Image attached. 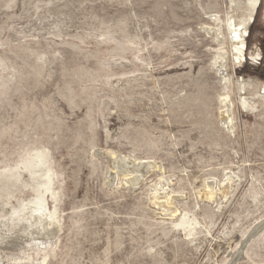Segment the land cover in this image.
I'll list each match as a JSON object with an SVG mask.
<instances>
[{
	"label": "rangeland",
	"instance_id": "1",
	"mask_svg": "<svg viewBox=\"0 0 264 264\" xmlns=\"http://www.w3.org/2000/svg\"><path fill=\"white\" fill-rule=\"evenodd\" d=\"M249 7L0 0V166L53 213L52 264H264V0Z\"/></svg>",
	"mask_w": 264,
	"mask_h": 264
},
{
	"label": "water",
	"instance_id": "2",
	"mask_svg": "<svg viewBox=\"0 0 264 264\" xmlns=\"http://www.w3.org/2000/svg\"><path fill=\"white\" fill-rule=\"evenodd\" d=\"M53 258L0 166V264H52Z\"/></svg>",
	"mask_w": 264,
	"mask_h": 264
},
{
	"label": "bare ground",
	"instance_id": "3",
	"mask_svg": "<svg viewBox=\"0 0 264 264\" xmlns=\"http://www.w3.org/2000/svg\"><path fill=\"white\" fill-rule=\"evenodd\" d=\"M249 5L251 7V13L250 16L253 15V12L256 8V6L258 5V0H248ZM249 7V8H250ZM237 27V26H236ZM240 27V26H238ZM228 28L231 31V39L237 40L239 38L238 36V30H232V25L231 23L228 24ZM235 29V28H234ZM237 29V28H236ZM233 40V42H234ZM240 40V39H239ZM238 44V43H237ZM239 46V45H238ZM235 50V49H234ZM242 53L240 49H237V54ZM236 54V55H237ZM263 91H264V85L262 87ZM264 95V94H263ZM224 101V100H222ZM227 102V101H226ZM228 104V103H227ZM245 106V103H243ZM225 114V113H224ZM227 118V117H226ZM225 120V118H224ZM42 162H44L43 160H41ZM146 164V163H145ZM45 164L43 163H39L37 164L35 167H33V169L30 171L31 176H37L39 175V179L42 182V185L44 183H47L45 180L47 179V172L45 171ZM135 166V165H134ZM139 166V165H138ZM117 169V168H116ZM118 170V169H117ZM116 170V171H117ZM114 172V171H113ZM139 180V179H138ZM37 181V180H36ZM50 181V180H49ZM128 181V180H127ZM130 183V182H129ZM31 185V184H30ZM35 186V185H34ZM33 186V187H34ZM37 190V189H36ZM48 190V189H47ZM43 191V190H42ZM39 193V192H38ZM36 196V195H35ZM52 197V196H51ZM33 202V204H32ZM31 202V206H28V213L30 214L31 218L33 219L34 223L36 224L37 228L39 229L40 233L42 234L43 238L45 239L46 243L49 242V239H51V236L57 232L58 230V225L57 222L55 220L54 215H52L50 212H48L45 208V201L42 195L37 196V199L35 198L34 201ZM28 204V203H27ZM30 205V204H28ZM26 207V206H25ZM51 222L53 225V228L50 229L47 227V224ZM51 227V226H50ZM250 239V238H249Z\"/></svg>",
	"mask_w": 264,
	"mask_h": 264
}]
</instances>
